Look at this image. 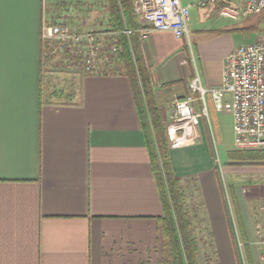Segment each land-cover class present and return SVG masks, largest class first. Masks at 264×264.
<instances>
[{
    "label": "crops",
    "instance_id": "0c3cea01",
    "mask_svg": "<svg viewBox=\"0 0 264 264\" xmlns=\"http://www.w3.org/2000/svg\"><path fill=\"white\" fill-rule=\"evenodd\" d=\"M181 1L194 5L189 41L169 31L140 38L167 124L196 72L204 88L221 86L236 50L225 45L234 37L231 19L199 16L193 0ZM224 1L216 6L234 5ZM50 16L46 0H0V264H160L164 210L133 84L106 62L101 74H87L82 54L58 46L44 56L43 21L63 23ZM206 99L209 117L201 118L195 143L170 151L198 263L264 264V159L233 155L264 149L227 144L233 116ZM194 108L201 112V102ZM218 141L232 183L244 185L239 192L224 189L216 162L207 159Z\"/></svg>",
    "mask_w": 264,
    "mask_h": 264
},
{
    "label": "built area",
    "instance_id": "2783aa9c",
    "mask_svg": "<svg viewBox=\"0 0 264 264\" xmlns=\"http://www.w3.org/2000/svg\"><path fill=\"white\" fill-rule=\"evenodd\" d=\"M131 1L142 22V28L138 31L141 40H146L155 31H169L177 38L190 40L188 24L193 4L184 5L181 0ZM220 1L201 0L197 6L205 8ZM232 3L236 9L228 6L222 8L227 18L238 21L263 15L264 25V0H232ZM124 33L129 36L132 31L126 29ZM42 40L44 56L55 46L74 56L82 54L83 69L90 75L102 73V62L111 64L104 50L112 54L118 51L115 32L82 31L46 19L42 25ZM106 71L109 73L110 69ZM189 89L190 95L175 101L169 112L167 129L171 148L195 143V131L201 118L209 117L206 99L209 94L216 111L232 114L235 146L240 150L264 149V39L254 44H241L227 57L221 86L204 88L196 72ZM197 101L202 104L201 112L194 108ZM258 240L264 246L263 233L259 234Z\"/></svg>",
    "mask_w": 264,
    "mask_h": 264
},
{
    "label": "trees",
    "instance_id": "16d2710c",
    "mask_svg": "<svg viewBox=\"0 0 264 264\" xmlns=\"http://www.w3.org/2000/svg\"><path fill=\"white\" fill-rule=\"evenodd\" d=\"M104 1L108 23L106 31L116 33L118 48L115 54L107 50L108 56L111 64L117 67L116 74L128 76L133 84L164 210V216L159 220L163 236V255L160 264H199V245L193 234L187 194L171 165L167 121L156 103L149 71L140 52L138 31L142 26L131 0ZM227 4L226 1L221 3ZM253 17H257L258 20L256 19L252 28H260L263 15ZM126 29L132 31L129 36L124 33ZM233 155L244 160H263L264 150L233 152Z\"/></svg>",
    "mask_w": 264,
    "mask_h": 264
},
{
    "label": "rangeland",
    "instance_id": "374dc122",
    "mask_svg": "<svg viewBox=\"0 0 264 264\" xmlns=\"http://www.w3.org/2000/svg\"><path fill=\"white\" fill-rule=\"evenodd\" d=\"M195 7L193 8L198 12L199 16H206L213 14L215 17L222 15V8L216 5H209L205 8L197 6L200 0H193ZM229 1V0H226ZM48 7V16L54 15L56 18L65 24H68L79 30H91V31H106L108 28L107 13L105 10L104 0H46ZM231 5V4H230ZM232 8L236 9L235 5H231ZM192 9V10H193ZM66 15V17H64ZM225 16V15H224ZM61 17V18H60ZM226 17V16H225ZM227 18V17H226ZM258 20L257 17H248L239 22H230L229 29L234 37H226L225 45L226 48H231L235 45L236 49L240 44H254L257 41L264 39V25L260 28H252L253 23ZM82 23L84 26L80 24ZM262 24V22H261ZM235 50V49H234ZM226 136L225 142L233 146L235 141L229 137V133L224 131ZM223 146L218 143L213 145L212 155L208 152L207 159L214 160L218 166L219 173L223 180V187L227 189V184L233 187V190L240 191L243 184L232 183V176L230 175V169L225 167V161L223 158ZM228 158V155H226ZM185 189V188H184ZM188 189V194L192 197L195 192L193 188Z\"/></svg>",
    "mask_w": 264,
    "mask_h": 264
}]
</instances>
